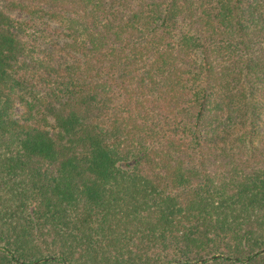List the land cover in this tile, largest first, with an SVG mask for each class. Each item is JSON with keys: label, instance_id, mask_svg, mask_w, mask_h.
Instances as JSON below:
<instances>
[{"label": "trees", "instance_id": "obj_1", "mask_svg": "<svg viewBox=\"0 0 264 264\" xmlns=\"http://www.w3.org/2000/svg\"><path fill=\"white\" fill-rule=\"evenodd\" d=\"M170 261L264 264V0H0V264Z\"/></svg>", "mask_w": 264, "mask_h": 264}, {"label": "rangeland", "instance_id": "obj_2", "mask_svg": "<svg viewBox=\"0 0 264 264\" xmlns=\"http://www.w3.org/2000/svg\"><path fill=\"white\" fill-rule=\"evenodd\" d=\"M15 16H18V14H16ZM23 110H24L23 106H21L20 104H16V106H15L16 116L22 115ZM173 264H174V262H173Z\"/></svg>", "mask_w": 264, "mask_h": 264}, {"label": "water", "instance_id": "obj_3", "mask_svg": "<svg viewBox=\"0 0 264 264\" xmlns=\"http://www.w3.org/2000/svg\"><path fill=\"white\" fill-rule=\"evenodd\" d=\"M168 264H173V261L169 262Z\"/></svg>", "mask_w": 264, "mask_h": 264}]
</instances>
